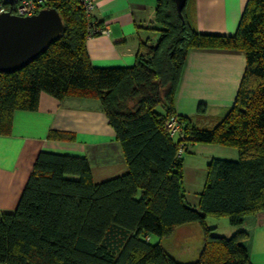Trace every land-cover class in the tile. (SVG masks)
<instances>
[{
	"label": "trees",
	"instance_id": "16d2710c",
	"mask_svg": "<svg viewBox=\"0 0 264 264\" xmlns=\"http://www.w3.org/2000/svg\"><path fill=\"white\" fill-rule=\"evenodd\" d=\"M185 0H156L153 31L126 67H93L85 49L100 23L78 0H53L59 37L23 67L0 73V134L16 110L34 111L40 93L96 98L118 141L126 171L94 181L84 156L41 150L16 207L0 212V264H250L245 216L264 211V0H247L231 35L200 33ZM241 52L244 70L232 105L210 127L175 112L174 98L190 50ZM201 110V107L198 108ZM201 112V111H199ZM181 130L170 137L166 121ZM50 138L68 139L57 131ZM232 147L237 159L212 158L197 204L185 201L181 146ZM207 216L238 228L213 234ZM194 223L202 244L195 261L177 262L149 236L168 237Z\"/></svg>",
	"mask_w": 264,
	"mask_h": 264
},
{
	"label": "crops",
	"instance_id": "0c3cea01",
	"mask_svg": "<svg viewBox=\"0 0 264 264\" xmlns=\"http://www.w3.org/2000/svg\"><path fill=\"white\" fill-rule=\"evenodd\" d=\"M93 1L90 20L99 22L107 32L85 40L91 65L98 68L132 65L139 40L150 34L144 28L153 20L156 0ZM246 2L189 0L186 8L198 32L231 35ZM244 64L241 52L190 50L174 98L176 114L191 118L197 125H203L210 117L216 121L233 103ZM52 131L69 137L50 138ZM41 150L84 156L94 181L126 171L120 145L96 98L67 96L58 100L42 92L36 110L14 111L9 132L0 134V212L15 209ZM250 221L264 227V211L245 217L244 223ZM179 229L197 230L202 242L200 227L194 223L174 228L168 237L175 241V231Z\"/></svg>",
	"mask_w": 264,
	"mask_h": 264
},
{
	"label": "rangeland",
	"instance_id": "374dc122",
	"mask_svg": "<svg viewBox=\"0 0 264 264\" xmlns=\"http://www.w3.org/2000/svg\"><path fill=\"white\" fill-rule=\"evenodd\" d=\"M148 32L151 38L154 39L155 36H153V31L149 30ZM172 117L177 120L175 116ZM213 120L214 118H207L203 126H212L215 121ZM178 123L181 127V123L179 121ZM195 144L196 146L189 149L187 152H184L183 148L180 146L183 158L182 174L183 188L185 189L184 194H186L185 201L191 206H195L194 202L198 200L199 193L203 187L207 163L212 158L235 160L238 157L236 150L232 147L225 148L226 146L222 147L212 144ZM220 149L223 150L222 153L219 152ZM205 222L207 226L214 227L213 234L218 236L229 237L237 231L238 228H241L229 225L226 216H207ZM243 226L247 231V238L243 241V244L248 251V262L250 264H264V227L257 226V224L251 221L250 223H244L242 227ZM193 230L179 229L175 231V241L169 237L158 239V237L151 235L149 236V242L153 244L159 242L167 254L177 260V262L190 263L196 260L202 244V242L200 243L201 238L198 235L199 232Z\"/></svg>",
	"mask_w": 264,
	"mask_h": 264
},
{
	"label": "water",
	"instance_id": "95a60500",
	"mask_svg": "<svg viewBox=\"0 0 264 264\" xmlns=\"http://www.w3.org/2000/svg\"><path fill=\"white\" fill-rule=\"evenodd\" d=\"M178 15L185 0H173ZM63 30V24L53 8L20 17L0 14V73L15 71L54 42Z\"/></svg>",
	"mask_w": 264,
	"mask_h": 264
},
{
	"label": "built area",
	"instance_id": "2783aa9c",
	"mask_svg": "<svg viewBox=\"0 0 264 264\" xmlns=\"http://www.w3.org/2000/svg\"><path fill=\"white\" fill-rule=\"evenodd\" d=\"M52 1L53 0H0V14L9 13L20 17L31 16L42 9L53 8ZM78 2L83 9L86 19L90 20V14L95 7L94 1L78 0ZM106 32L107 30L102 27L99 29V34H104ZM165 129L170 137H175L181 130V127L178 121L174 117H171L166 121ZM177 153L180 155V147Z\"/></svg>",
	"mask_w": 264,
	"mask_h": 264
},
{
	"label": "clouds",
	"instance_id": "9594fccd",
	"mask_svg": "<svg viewBox=\"0 0 264 264\" xmlns=\"http://www.w3.org/2000/svg\"><path fill=\"white\" fill-rule=\"evenodd\" d=\"M180 155H182V153Z\"/></svg>",
	"mask_w": 264,
	"mask_h": 264
}]
</instances>
